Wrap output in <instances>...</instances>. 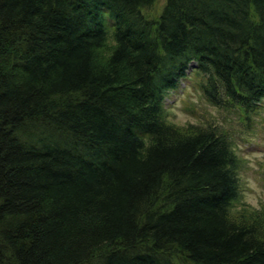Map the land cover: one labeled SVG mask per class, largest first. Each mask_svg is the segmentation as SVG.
<instances>
[{
    "label": "trees",
    "instance_id": "1",
    "mask_svg": "<svg viewBox=\"0 0 264 264\" xmlns=\"http://www.w3.org/2000/svg\"><path fill=\"white\" fill-rule=\"evenodd\" d=\"M157 1L0 0V264H264L231 133L164 107L196 62L251 126L264 0Z\"/></svg>",
    "mask_w": 264,
    "mask_h": 264
},
{
    "label": "rangeland",
    "instance_id": "2",
    "mask_svg": "<svg viewBox=\"0 0 264 264\" xmlns=\"http://www.w3.org/2000/svg\"><path fill=\"white\" fill-rule=\"evenodd\" d=\"M164 2L158 0L153 8L147 7L143 11L148 16H154L161 11ZM196 66V62H191L187 70L190 76L181 79L179 86L167 94L164 101L166 118L178 125L212 122L228 130L240 157L241 190L234 210L245 206L263 207L264 98L252 114L254 121L251 126L245 127V114L242 111L224 109L206 99L199 86L201 76L193 71Z\"/></svg>",
    "mask_w": 264,
    "mask_h": 264
},
{
    "label": "bare ground",
    "instance_id": "3",
    "mask_svg": "<svg viewBox=\"0 0 264 264\" xmlns=\"http://www.w3.org/2000/svg\"><path fill=\"white\" fill-rule=\"evenodd\" d=\"M153 7H154V5H153ZM153 7H152V8H153Z\"/></svg>",
    "mask_w": 264,
    "mask_h": 264
}]
</instances>
